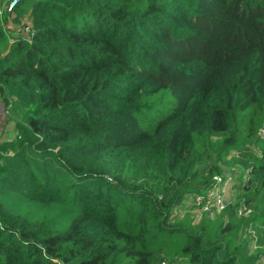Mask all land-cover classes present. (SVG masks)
<instances>
[{"label": "trees", "instance_id": "obj_1", "mask_svg": "<svg viewBox=\"0 0 264 264\" xmlns=\"http://www.w3.org/2000/svg\"><path fill=\"white\" fill-rule=\"evenodd\" d=\"M0 92V264H264V0L4 3Z\"/></svg>", "mask_w": 264, "mask_h": 264}, {"label": "built area", "instance_id": "obj_2", "mask_svg": "<svg viewBox=\"0 0 264 264\" xmlns=\"http://www.w3.org/2000/svg\"><path fill=\"white\" fill-rule=\"evenodd\" d=\"M21 0H4L2 4H0V8L6 4L7 9H11L12 7L16 6ZM2 8L0 9V13ZM260 135L264 134V127H261L259 130ZM214 182L210 188H208L202 194H196L192 200L191 204L198 207L201 211L207 212L209 214L213 213L214 211L222 210L226 204L228 203V197L226 194L228 185L231 182L232 176L228 173H224L223 176L215 175L213 177ZM239 211H244L248 213L250 209L242 208ZM160 264H166L165 261H161Z\"/></svg>", "mask_w": 264, "mask_h": 264}, {"label": "rangeland", "instance_id": "obj_3", "mask_svg": "<svg viewBox=\"0 0 264 264\" xmlns=\"http://www.w3.org/2000/svg\"><path fill=\"white\" fill-rule=\"evenodd\" d=\"M21 17H22V23L26 24L27 22L26 13L22 14ZM14 100L15 99L12 96H7V99L5 98V103L2 104L3 108L1 110V114L4 120V124L0 130L3 133L2 136H5L3 138L10 137L12 134H14V131H15L14 123L16 120L21 119V116L23 113L21 106L16 104ZM232 193H233V190H230V191L228 190L227 197Z\"/></svg>", "mask_w": 264, "mask_h": 264}, {"label": "crops", "instance_id": "obj_4", "mask_svg": "<svg viewBox=\"0 0 264 264\" xmlns=\"http://www.w3.org/2000/svg\"><path fill=\"white\" fill-rule=\"evenodd\" d=\"M3 9V7H2ZM6 27L9 29V32L11 33L12 36H16L20 30L18 28V26L16 24H11V23H7L6 24ZM0 129L2 128L3 124H4V120L2 118V114H1V110H2V104L5 103V98L7 99V95L3 92H0ZM2 131L0 130V140L5 137V136H2Z\"/></svg>", "mask_w": 264, "mask_h": 264}]
</instances>
